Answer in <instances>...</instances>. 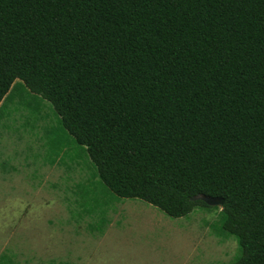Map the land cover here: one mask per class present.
I'll return each instance as SVG.
<instances>
[{"label":"trees","instance_id":"trees-1","mask_svg":"<svg viewBox=\"0 0 264 264\" xmlns=\"http://www.w3.org/2000/svg\"><path fill=\"white\" fill-rule=\"evenodd\" d=\"M17 80L116 196L221 197L233 264H264V0H0V105Z\"/></svg>","mask_w":264,"mask_h":264},{"label":"rangeland","instance_id":"rangeland-1","mask_svg":"<svg viewBox=\"0 0 264 264\" xmlns=\"http://www.w3.org/2000/svg\"><path fill=\"white\" fill-rule=\"evenodd\" d=\"M27 91L12 97L0 119L1 150L9 142L29 146L28 150L21 146L0 151L2 167L19 172L27 170L28 161L32 164V173L26 177L29 183L0 181V254L8 250L16 254L15 259L20 264L32 257L36 261L27 264H50L48 260L63 259L71 254L74 245L87 238L85 233H100L105 206L101 204L104 199L98 195L108 192L113 198L116 196L97 177L86 148L77 144L52 104ZM6 123L8 125L4 126ZM5 129L8 137L6 133L3 137ZM74 155H77L79 168L73 167L71 156ZM57 160L67 174L54 186L56 203L52 207L35 206V211H45L32 213L28 210V201L41 202L43 198L28 199L30 187L37 190L46 186L41 172L43 166ZM62 193L66 195L69 213L65 201H60ZM154 209L162 216L161 235L159 231L151 248L147 246L145 252L138 254L131 249L103 252V257L98 256L95 264H233L241 256L237 238L222 229L218 208H197L189 216L178 219ZM69 214L76 223L73 224L77 226L75 229L66 224ZM90 223L94 229L88 230L84 224Z\"/></svg>","mask_w":264,"mask_h":264},{"label":"crops","instance_id":"crops-1","mask_svg":"<svg viewBox=\"0 0 264 264\" xmlns=\"http://www.w3.org/2000/svg\"><path fill=\"white\" fill-rule=\"evenodd\" d=\"M23 88L24 85L22 84V82L17 80L10 94H8V96L3 100L0 105V119H2L3 109L8 105L13 96L21 94V91H23L24 93L28 92L26 88H24V90ZM7 125V123L4 124V126ZM5 133L8 137L6 129L3 130V137L5 136ZM6 145L7 146L2 147V150L0 149V151H4L6 147L9 151L21 146H24V150H28L29 147L28 143H20L15 146L14 144L9 142ZM71 161H73V167H80L77 155L71 156ZM2 165H4V163L0 161L1 182H28V178L26 177L28 173H32L30 172L32 164L29 163V161L25 165V168L27 170H19V172H17L16 170L13 171L11 169L2 167ZM18 166H20V163H18ZM41 172L42 174H44L46 186H44L43 188L38 187V189L36 190L30 187L28 184V186L32 189V191L28 192V199L43 198L41 202L40 200L33 202L32 200L30 202L28 201V210H30L32 213H37L40 211H35L33 209L35 206L38 207L39 205H42L43 207H52L55 205L57 196H55L56 192L54 191V186L59 181H61L62 178H64L65 174H67V170L64 168L62 169V167H60V161L58 164V160L54 161L52 165L43 166ZM76 172L79 173L80 170L79 172L76 170ZM73 173H75L74 170ZM80 174L81 173H79V175ZM50 183L52 184L51 187H47ZM59 196L60 201H65V193H62ZM98 197L104 199L101 204L105 206V214H103V221L101 220L104 225L102 226L100 233L94 235L85 233L84 235L87 236V238L84 239L82 242L75 244L72 253L68 254L66 258L48 260L47 262H49L50 264L51 262H68L71 264H95V259H97V257L100 256L101 253L103 254V252L116 251L121 249H128L129 251V249H131L132 251H135V254H138L139 252H145L147 246L151 248V246L154 245L157 240L159 231L161 235V227L159 224L161 223L162 219L161 214H159L158 211L154 209L156 207L151 206L138 199H121L118 196L113 198L112 195L108 192H100ZM66 210L69 213L67 203ZM44 211L45 209L41 210V212L39 213H44ZM66 224H68L70 227H73V229L77 227L73 225L76 223H74L70 214L68 220L66 221ZM84 225L88 230L94 229L93 223ZM2 254H0V256ZM27 261H36V259L32 257L31 259L26 260L25 262Z\"/></svg>","mask_w":264,"mask_h":264},{"label":"water","instance_id":"water-1","mask_svg":"<svg viewBox=\"0 0 264 264\" xmlns=\"http://www.w3.org/2000/svg\"><path fill=\"white\" fill-rule=\"evenodd\" d=\"M196 199L204 201L208 206H211V207L222 208L225 203V200L221 197H210L206 195H201V196L196 197Z\"/></svg>","mask_w":264,"mask_h":264}]
</instances>
